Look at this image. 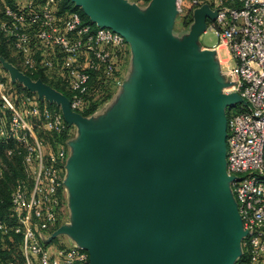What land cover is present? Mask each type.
Instances as JSON below:
<instances>
[{
    "label": "water",
    "instance_id": "water-1",
    "mask_svg": "<svg viewBox=\"0 0 264 264\" xmlns=\"http://www.w3.org/2000/svg\"><path fill=\"white\" fill-rule=\"evenodd\" d=\"M69 1L122 35L133 54V69L111 107L83 116L41 79L1 56L0 63L12 82L57 105L77 128L80 154L70 182L80 220L72 232L88 264H186L183 257L201 264V252L217 248L230 232L244 236L242 224L227 221L221 195L222 184L233 180L225 172L221 117L229 82L215 50L197 45L215 12L207 3L195 8L178 40L176 0H149L145 11L128 0Z\"/></svg>",
    "mask_w": 264,
    "mask_h": 264
},
{
    "label": "built area",
    "instance_id": "built-area-1",
    "mask_svg": "<svg viewBox=\"0 0 264 264\" xmlns=\"http://www.w3.org/2000/svg\"><path fill=\"white\" fill-rule=\"evenodd\" d=\"M181 2L176 0L178 12ZM203 2L215 12L210 27L217 41L212 48L229 82L223 92L241 98L237 109L228 110L225 138V172L233 177L229 183L244 231L243 253L234 264H264V0ZM201 3L190 0L189 6ZM56 4L57 0H21L16 7L4 6L0 36L19 54L28 73L43 71L63 78L71 92V108L79 112L93 73L102 70L116 88L121 85L123 76L114 56H126L129 44L112 29L83 20L78 11L57 14ZM219 47L228 56L224 64ZM12 83L0 63V108L10 113L8 123L0 114V139L16 143L25 174L12 186L9 220L0 219V234L11 240L19 236L24 264H88V253L79 246L51 254L45 243L60 215L59 165L66 149L62 143L45 142L36 128L60 135L69 125L60 108L41 104L35 94L11 90Z\"/></svg>",
    "mask_w": 264,
    "mask_h": 264
},
{
    "label": "trees",
    "instance_id": "trees-1",
    "mask_svg": "<svg viewBox=\"0 0 264 264\" xmlns=\"http://www.w3.org/2000/svg\"><path fill=\"white\" fill-rule=\"evenodd\" d=\"M17 1H21V0H0V4L2 5V9L6 5L11 6V7H16L18 6ZM33 1L35 3H38L42 0H33ZM144 1H149V0H144ZM56 7H57V14L63 13L65 10L78 11L81 14L83 20L90 22L89 18L82 12V10L78 6L74 5L69 0H57ZM181 22L183 26H186L187 23L189 22L188 16L187 15L182 16ZM119 54L120 53L115 54L114 60L119 62V72L122 73V67L126 61L125 60L126 56L119 55ZM0 56L3 57L8 62L15 64L16 66L17 65L19 66V64H17L16 62V61H20L19 54L13 51L11 45L7 42V40L2 35L0 36ZM22 69L25 73L29 75L31 79L35 80L39 78L46 84L53 87L55 90L64 94L67 98L70 97L71 92L69 90L68 85H66V83L64 82L63 78H60L56 75H52V76L47 75L43 71L30 74L27 71H25L23 67ZM10 87H11V90H15L17 93L28 94V95L34 94L30 92L28 89H26L25 87H23L22 84L20 83H16V82L12 83ZM115 88L116 86L114 82L112 81V79L110 77L105 76L102 70H98L97 72L93 73L91 80L88 84V90L83 97L82 106L80 109H78V111L83 116H89L97 112L101 105H103L108 100H110V98L112 97V94L115 91ZM40 103L45 104L52 109H57V110L59 109V107L55 105L54 103H47V102H42V101H40ZM0 114L4 117L6 123H8L9 117H10L9 111L1 110L0 108ZM67 132H68V127H67V130L60 135H56L51 132L44 131L41 128H36V133L38 137H40L45 142H48L49 144L53 146L56 143H63ZM0 144H2L3 148H5V153L7 156H9L10 158H16L22 163L21 155L18 154L16 143L12 139H6V140L0 139ZM9 149L13 150V153L11 155L7 154V151ZM24 176L25 174H24V166H23L20 175L16 176L13 184L20 179H24ZM3 182H4L3 177H0V219L4 222H7L9 220L11 190L9 193H7L3 185ZM12 237L13 239L11 240L8 236L0 234V260L10 259L12 260V264H24L23 257L20 255L18 251V247H17L19 236L13 235Z\"/></svg>",
    "mask_w": 264,
    "mask_h": 264
},
{
    "label": "rangeland",
    "instance_id": "rangeland-1",
    "mask_svg": "<svg viewBox=\"0 0 264 264\" xmlns=\"http://www.w3.org/2000/svg\"><path fill=\"white\" fill-rule=\"evenodd\" d=\"M132 2H135V4L143 11L147 10V6L149 4L148 1L138 2L137 0H133ZM188 3L190 5V0H188ZM179 5H180V9L182 8L183 9L179 11L176 16L172 32H173V35L178 40H181V38L185 34L188 33L191 27V24H192V19L188 17L189 22L187 23V25L186 26L182 25L181 20L183 16L182 14L184 12V7L182 6L183 5L182 2ZM1 11H2V5L0 4V16H1ZM208 23L210 24V22ZM200 41L202 43L209 44L208 46H210L211 44L216 43L217 38L212 32L207 31L200 35ZM220 48L221 47L218 48L219 58H220L221 63L224 64L228 60V56L225 55V52L221 50ZM16 62L17 64H19V66L18 65L16 66L15 64H12V65H14L19 71L24 73L22 67H20L21 66L20 61H16ZM16 83H20V82H16ZM32 93L37 95L36 92H32ZM225 98H226V103L224 106H225V114L227 116L228 114L227 111L229 109H237L240 106L238 102L239 95L237 93H231ZM41 101L50 103L46 101L45 99H42ZM112 102L113 101L108 100L106 103L100 106L98 111H102L104 108L107 109L108 106L111 107ZM226 116L224 114H221V117L224 121L226 120ZM0 166L2 170L0 177H3V181H4L3 185L7 193H9L12 188L14 179L16 178V176L20 175L23 166H22V163L18 159L10 158L9 156L6 155L5 148H3L2 144H0ZM221 195L223 198L222 204L225 206V209L227 210V216H226L227 221L231 223L235 222V225H239V224L241 225V221L239 217L237 216L238 212H237L236 199L232 191L231 184L229 182H224L222 184ZM234 216H235V219H234ZM242 242H243V239L241 236L238 237L234 231L230 232L229 235H226V237L220 241L219 246L217 248H212V249L206 250L205 252H201V255H200L201 264H233L235 263L238 260L239 256L243 253V243ZM138 244L142 247H146L147 249L146 251L150 253V255L154 254V251L149 250L142 240H139ZM156 253L157 254L159 253V255L161 254L160 251ZM183 260L187 264V258L183 257ZM177 262L180 263V261H177ZM137 264H144V263L142 261H139V263Z\"/></svg>",
    "mask_w": 264,
    "mask_h": 264
},
{
    "label": "crops",
    "instance_id": "crops-1",
    "mask_svg": "<svg viewBox=\"0 0 264 264\" xmlns=\"http://www.w3.org/2000/svg\"><path fill=\"white\" fill-rule=\"evenodd\" d=\"M128 1L132 2L133 0H128ZM200 1L202 3L194 7V6H189L188 0H184V4H183L184 12L182 15L183 16L187 15L189 18L192 19V13L194 9L200 7L203 3H205L203 2L204 0H200ZM208 22L210 21L209 20L206 21V28L201 34L207 31L212 32L214 34ZM200 35L198 36L197 45L201 49H213L212 47L216 43L208 46L209 44H205L200 41ZM132 57L133 54L131 53L129 48L128 53L126 54V59H125L126 61L122 67L123 79H126L133 69ZM119 89H120L119 87L115 88V91L112 94L110 100L117 96ZM78 141H79V133L77 131V128L74 125H69L68 132L66 133V137L62 143L66 149V156L62 161V163L59 165L60 176L63 182L62 188L60 189V199H61L60 215L56 225L52 229L53 230L52 232L56 230L59 231L56 233L54 237L45 240V243L48 247V251L51 254H56L57 249L61 247L68 248L72 246H79V247L81 246V239L74 232H72V230L77 229L80 216L76 209V198L78 191L75 185L70 182L73 172L72 170L73 163L76 161L78 155L80 154V151L74 145Z\"/></svg>",
    "mask_w": 264,
    "mask_h": 264
}]
</instances>
